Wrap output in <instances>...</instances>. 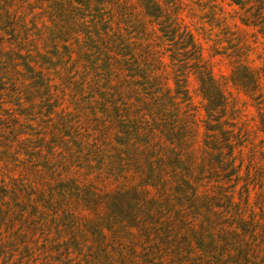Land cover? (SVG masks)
<instances>
[{
    "label": "rangeland",
    "instance_id": "374dc122",
    "mask_svg": "<svg viewBox=\"0 0 264 264\" xmlns=\"http://www.w3.org/2000/svg\"><path fill=\"white\" fill-rule=\"evenodd\" d=\"M0 264H264V0H0Z\"/></svg>",
    "mask_w": 264,
    "mask_h": 264
},
{
    "label": "trees",
    "instance_id": "16d2710c",
    "mask_svg": "<svg viewBox=\"0 0 264 264\" xmlns=\"http://www.w3.org/2000/svg\"><path fill=\"white\" fill-rule=\"evenodd\" d=\"M232 1L237 4H243L245 2V0H232Z\"/></svg>",
    "mask_w": 264,
    "mask_h": 264
}]
</instances>
